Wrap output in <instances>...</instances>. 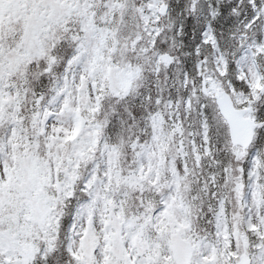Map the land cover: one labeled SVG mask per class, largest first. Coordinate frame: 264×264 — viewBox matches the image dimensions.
Listing matches in <instances>:
<instances>
[{"label": "snow or ice", "instance_id": "snow-or-ice-1", "mask_svg": "<svg viewBox=\"0 0 264 264\" xmlns=\"http://www.w3.org/2000/svg\"><path fill=\"white\" fill-rule=\"evenodd\" d=\"M0 264H264V0H0Z\"/></svg>", "mask_w": 264, "mask_h": 264}]
</instances>
